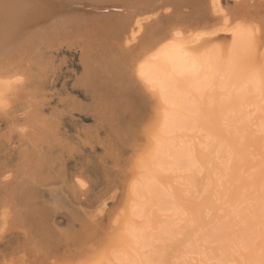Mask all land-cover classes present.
Instances as JSON below:
<instances>
[{
    "label": "rangeland",
    "instance_id": "374dc122",
    "mask_svg": "<svg viewBox=\"0 0 264 264\" xmlns=\"http://www.w3.org/2000/svg\"><path fill=\"white\" fill-rule=\"evenodd\" d=\"M192 4L186 5L187 8H191ZM236 5L233 0H226L224 4L225 12L234 13ZM246 12L248 13L247 20L255 21L261 27L264 35V0H260L256 6ZM189 15H185V17H189ZM75 34H77L76 29L67 33L70 37ZM97 39L102 43H99ZM102 39L104 40L102 41ZM257 40L259 43H256L257 50L254 54L258 55L259 58L261 55L262 58V54H264V36L259 35ZM140 41L138 38L132 42L124 56L119 52V48L115 47V42L112 43L113 41L108 39L106 42L105 37L102 38L97 34L89 39L83 37L75 41L69 39L60 45L56 44L51 49L46 48L48 51L44 50L45 52H42L43 60H21L10 72L5 73L8 75L6 81H9L6 82L7 86L4 84L0 88V264H98L97 261L100 259V262L104 264L106 258L111 256L112 244H114V241H119L117 236L115 237V234H119L118 226L126 216L125 212L129 198L128 188L131 183L129 179L133 178L137 171H135V168L137 169L141 165L143 156L147 155L144 149L147 151L148 148H146L148 142L146 138L151 130V127L150 130L148 128L154 110V101L146 95L144 89L135 82L134 75H132L133 59L136 57L134 53L142 47ZM220 42L228 43V40ZM41 51H43V48ZM247 55L248 58L245 56V59L251 64L249 66H254L257 59L250 53ZM254 59L255 61H253ZM247 62H245L246 65ZM247 114L249 115H247L248 118L246 117L247 121L249 122V119H251L249 123L246 122L247 126L244 123L245 129H243L244 132L242 131V139L240 136L239 138L234 137L238 139L236 140L238 142L234 144V148H237L236 151L238 150V152L230 159L229 168L224 169V158L227 153L215 154L213 151L209 154L212 157L217 155L216 158L213 157L214 162L211 165V167L214 166L212 168H215V164H217L216 168L211 169L209 167V171L215 170L216 173H214L215 176L212 175L216 181L209 174L212 181L214 180V186L211 183L205 187L207 185V175L205 178V174L197 175L200 182L205 178L202 186L196 176V184L199 182L197 185H200L199 187L195 184L198 189L200 188L198 191L194 190L197 189L196 187H192L191 190V186H177L178 195L181 197L179 201L188 212L185 216L187 220L185 219L178 224V233L181 231L182 233L178 234L179 238H177L178 236L175 237L177 240L173 238V241L164 240L158 243V246L164 245V247L170 243L174 245L168 246V250L165 249L166 251L163 247L156 246L157 252L152 256L155 264L160 262H163V264H174L176 262L175 264H177V260L180 263L184 262L186 264L189 262L188 264H190L192 260L184 252L186 249L183 251L182 248L189 247L192 244L194 241L191 239L192 234L196 232L197 238L193 234V239L199 240V235H202L204 231V233L208 231L204 236L212 234L220 224L221 230L225 232L221 231L222 240L224 241L220 243L213 242L214 246L211 245L212 243H208L207 245H210V247L207 245L205 247L214 252V250L218 251V245L222 244L221 246L225 248L229 249L231 247L230 251L234 253V246H237L244 238L247 239L244 241L248 244L245 249L247 250L246 254L250 252L248 254L249 259L247 260L248 256L246 258L245 252H242L241 249L239 254L234 256V260H236L233 261L234 264H257V262L258 264H264V260L262 261L264 258V249L262 248L264 246V241L262 242L264 228L261 224L258 225V223L264 221V218L255 212L256 207L260 204L258 199H262L264 191V185H262L264 183V178H262L264 177V156L260 155L259 157L254 145L255 151L250 153L253 149L252 144L249 145L246 139L247 135L252 137L249 131L252 128L251 123L254 122L256 114H252V112ZM221 134L226 139L231 136V133L226 134L224 130L221 131ZM229 138L227 141H229ZM220 154L222 157H218ZM137 158L141 160L140 163ZM217 158L222 162H218ZM220 158L222 159L220 160ZM243 160L245 164L242 163ZM257 161L260 162V165ZM42 163L45 165L43 166ZM219 164L222 165V168ZM233 164L235 168L232 167ZM220 168L223 170V176L220 175L217 180V173L221 170ZM249 170L250 172L253 171L254 174L251 172L252 175ZM210 172L212 174V171ZM259 172L262 173L259 174ZM233 173L242 177L244 183L242 184L238 176L236 177ZM202 175L203 178L200 179ZM251 175L254 180L250 179ZM41 176L42 179L45 177L44 183H42L43 181L35 182L34 178ZM128 181L129 185H127ZM245 182L247 183L245 184ZM223 185L227 186L224 187ZM236 186L238 190L235 189ZM221 188L222 190H220ZM215 190L216 192L220 191L216 193ZM182 191H184V195ZM210 191L212 192L211 195H209ZM251 191L255 193H250ZM252 194L259 195L257 197V195L252 196ZM228 196L229 199L226 198ZM225 199L228 201H225ZM218 201L222 204V207ZM238 205H242L241 210L235 213ZM245 207L251 208L248 211L242 210ZM204 209L213 210H206V213ZM201 210H204V213ZM219 215L220 217L226 215V218H219ZM188 216L190 219L193 217L194 222L190 221L195 223L193 225L201 227H198L200 230L196 228L199 231H196L192 224L193 227L189 226ZM248 216H250V219L252 217V222L247 218ZM228 217L231 219V223H229ZM245 218L249 221H246ZM210 219L215 221H210ZM205 221H208V225ZM187 222L189 228L185 226L187 224H183ZM224 222L226 224L228 222V224L225 225ZM232 222H235L234 225ZM246 222L250 223L247 224ZM250 224L254 226L252 227ZM185 227L188 229H185ZM190 229H195V232ZM186 230H190L189 233ZM258 230L261 234L263 233L262 237L260 234L258 235ZM262 230L263 232H261ZM200 231L203 232L200 233ZM255 231H257V234ZM250 234L251 236H249ZM258 237H261V241ZM179 240L181 242H177ZM183 241L189 243V245L184 244ZM250 246L255 251L250 249ZM171 247H173L172 251H170ZM212 248L215 249L212 250ZM260 248L262 253H258ZM245 249L243 251H246ZM159 250L161 259H159V255L157 256ZM167 251L168 253L165 254L168 255L161 254ZM173 251L176 253H173ZM193 255L195 254H192L194 261L199 260L200 262L201 257L203 258L200 255H197V258L195 255L196 258L194 259ZM173 256L176 259H173ZM178 256H181V258ZM259 256L262 259L257 258ZM165 257L168 259H163ZM250 258L253 261H250ZM255 259L257 260L254 261ZM196 261L195 263H199ZM100 262L99 264H101ZM201 262L203 264L205 258ZM230 263L233 264L232 261ZM204 264L209 263L205 262Z\"/></svg>",
    "mask_w": 264,
    "mask_h": 264
},
{
    "label": "bare ground",
    "instance_id": "6f19581e",
    "mask_svg": "<svg viewBox=\"0 0 264 264\" xmlns=\"http://www.w3.org/2000/svg\"><path fill=\"white\" fill-rule=\"evenodd\" d=\"M49 1L53 5L51 8L47 7ZM233 1L237 4L236 9L234 13L229 14L225 12L224 8L226 0H115L116 4H118L116 7L118 8H111L112 11H110V8H106L108 6L104 5H109V3L115 4L113 0H0V88H2L4 84L7 86L6 82L9 81H6V76L8 75L5 73L10 72L21 60L41 61L43 60L42 52H45L47 50L46 48L51 49L56 44L60 45L62 42H67L69 39H73V41L82 37L89 39L97 34L102 38L105 37L106 42L107 39L113 41L112 43L115 42V47H117V49L119 48V52L124 54V56L132 42L138 38L139 41L141 40V49L134 53L136 57L133 59L134 68L132 70V75H134L133 78L135 82L140 85L146 92V95L151 97L154 101V110L148 128L150 130L151 127V130L146 138V140L148 139L146 148H148L147 151L144 149L147 155L145 154L146 156L144 155L143 159L140 156L143 162L137 158V160L139 159V163L141 161V165L139 166V164H137L139 167L137 169L135 168V171L137 170L135 175H132L133 178L131 177L129 179L131 182L130 185L129 181L127 184L129 185V198L127 201V209L125 208L126 212L124 211L126 216L121 220L118 226L119 234H115V237L117 236L119 241L117 238L116 240L118 242L113 240L114 244H112V248L110 249L111 256L106 255L109 256V258H106L104 264H155V260L152 259V256L157 252L156 246H158V243L164 240L173 241V238L175 239L178 234L182 233V231L178 233V224L185 219L187 220L185 216H187L188 212L179 201L181 197L178 195L177 186H191V190L192 187H200V185H197L200 182L197 175L201 174H205V178L207 175V185H205V187L209 186L211 183V185L214 186L213 182L214 180L216 181V179H214L212 175H214L215 170H210L212 171L211 174L209 167H211L212 162H214L213 157L215 155L212 157V155L209 154L213 151L215 154L227 153V157L225 155L224 158V169L227 170L229 168L230 159L238 152V150L236 151L237 148H234V144L238 142L236 141L238 139L234 137L236 136L239 138L240 136L242 139L243 129H245L244 123L246 125V122H248L247 118L249 115L247 113L249 112L256 114V118L253 116L255 120L253 119L254 122L251 123L252 128H250L251 130L249 131L252 137L247 135L246 140L249 145L252 144V148L253 145L255 146V150L256 152L258 151L259 157L260 155L264 156V140H262L264 139V54H262V58L261 55L259 58L258 55L254 54L257 50L256 43H259L257 40L258 36L264 35L262 34L261 27L255 21L247 20L246 16L248 13H245L248 9L256 6L260 0ZM120 4L123 6H119ZM188 4H192L191 8H187L188 6L186 5ZM107 11L110 12L107 13ZM185 15H189V17H185ZM74 29H76L77 34L73 37L68 36L67 33ZM99 40L101 39L99 38ZM103 40L104 39H102V41ZM225 40H228V43L220 42ZM99 43L102 42L99 41ZM42 48L43 51H41ZM249 53L257 59L255 65L252 67H250L251 64L248 63L249 61L247 62L245 59V56ZM255 59L253 61H255ZM245 62L248 64L246 65ZM2 74L5 75L1 76ZM222 130H224L226 134L231 133L230 138L228 136L229 141H227L228 138L226 139L222 136ZM255 150L253 148L250 153H253ZM220 155L218 157H222V155ZM216 157L217 155L214 158ZM221 159L222 158H220V160ZM217 161L220 162L219 158H217ZM243 162L244 160L242 163ZM254 162L256 163V161ZM42 164L43 166L45 165L44 163ZM216 165L217 164H215V168ZM219 166L221 167L222 165L219 164ZM212 167L211 169H215ZM232 167L235 168L234 164ZM260 169L262 170V168ZM234 170L236 171V169ZM222 172L223 170L221 169L219 173H217V180L220 175L223 176ZM251 172L253 173V171ZM261 173L259 172V174ZM209 174L214 179L213 181ZM233 174L235 175V173ZM252 175L250 179H253ZM196 176L199 181L197 184ZM27 178H29V176H27ZM44 178L42 179L41 176L34 178V180L39 183L43 181ZM202 178L203 175L200 179ZM205 178L202 179L203 181L201 180V186ZM238 179L242 184L244 183L242 177L238 176ZM247 182H245V184ZM42 183H44V181ZM262 185H264V183ZM237 188L236 186L235 189ZM199 189L197 188L194 190L198 191ZM212 189L214 188L212 187ZM220 190H222V188ZM210 192L209 195L212 194V192ZM183 193L184 191H182V194ZM250 193L255 192L251 191ZM253 195H257L258 197L259 194H252V196ZM235 196H237L236 193ZM188 197H190V195H188ZM226 198L229 199V196ZM227 199H225V201H228ZM212 201H214L213 198ZM258 201L260 204L256 207L255 212L257 214L259 213V215L264 218V191L262 199H258ZM241 206L242 205H238L237 209H235V213L241 210ZM216 207H218V205H216ZM249 209L245 207L242 210L248 211ZM204 210L201 211L206 212L208 209ZM211 210L213 209L208 211ZM125 213H123V215H125ZM225 216L226 215L220 217L219 215V218ZM247 218L250 219V216ZM214 219H210V221ZM248 219H246V221H249ZM251 219L250 222H252ZM188 220L190 224L188 222L183 223L187 224L185 226H188V224L189 226L195 224L192 223L194 222L193 217ZM228 221L231 223L229 217ZM250 222L246 223L249 224ZM207 223L208 221L206 224ZM233 223L235 222H232V224ZM224 224L227 225L228 222L227 224L224 222ZM260 224L264 228V221L258 223V225ZM193 226L195 229L199 227L198 225ZM230 226L232 227L231 224ZM251 226L253 227L254 225ZM209 227L211 228V223ZM188 228L185 227V229ZM218 228L212 234L205 236L204 234L208 233V231L206 233H204L205 231H200V233L203 232V237L198 234L199 240L196 239L197 234L194 231L195 229H190L195 232V234H193L194 237L196 236V240L193 239L192 234L191 239L194 240L192 244L189 245V243L187 244L183 241V243L189 245V247L185 246V248H182L183 251L186 249L184 252L191 258H189L192 260L190 264H194L196 261L193 260L192 254L196 256L200 255V257L203 256L205 262L209 264H227L228 262V264H231V261L234 264L233 261H236L234 260L235 254L237 256L241 249L242 252H245V254L247 253L245 248L248 247V244L244 241L247 239L244 238L237 246L232 245L234 246V253L230 251L231 247L228 249L221 246L222 244L218 245L219 250H216L217 252L214 250L215 248H212L214 252H211V249L208 248L210 247V245H207L208 243H212L211 245H213V242L220 243L224 241L222 240V228ZM198 229H196V231L200 230ZM188 231L187 233H189ZM222 232L225 233L224 231ZM252 232L254 233V231ZM255 232L257 234V231ZM261 232H263V230ZM187 233L186 235L188 237ZM259 234L262 237L263 233L261 234L259 232L258 235ZM249 236H251V234ZM179 237L180 236L177 238ZM261 237H258L260 241ZM263 241L264 238L262 242ZM177 242L181 241L179 240ZM257 242H259V240H257ZM262 242L261 244L263 245ZM170 244H167L166 247H164V245L160 246L163 247L164 250H168V246L174 245ZM180 245L182 244L180 243ZM206 245L208 247H205ZM160 246L158 247L160 248ZM254 246H256L255 243ZM204 247L206 251L208 250L207 252ZM172 248L173 247H171V249L169 248L170 251H172ZM249 248L252 249L251 246ZM262 248L264 249V246ZM243 249L246 251H243ZM160 250L162 251L163 249ZM160 250L157 256L160 254ZM175 251H173V253ZM177 251L178 253L180 252L179 250ZM259 251L258 253H262L261 248ZM165 253H168V251L161 254L164 256L168 255ZM254 253L257 254V252ZM248 254H250V252ZM248 254L245 255L246 258L248 256L247 260L249 259ZM195 255H193L194 259L196 258ZM158 257H160L159 259L162 258L160 255ZM178 257L181 258V256ZM203 258L201 257V260H203ZM251 258L250 261H253ZM257 258H260V256ZM163 259L168 258L165 257ZM173 259H176V257ZM184 259L188 260L185 257ZM100 260L97 261L98 264ZM256 260L257 259L254 261ZM263 260L264 258L262 261ZM196 262H199V260ZM200 262L195 264H200ZM205 262H203V264ZM161 263L163 264V262L159 264ZM181 263L177 260V264ZM188 263L189 262L186 264ZM182 264L185 263L183 262Z\"/></svg>",
    "mask_w": 264,
    "mask_h": 264
},
{
    "label": "water",
    "instance_id": "95a60500",
    "mask_svg": "<svg viewBox=\"0 0 264 264\" xmlns=\"http://www.w3.org/2000/svg\"><path fill=\"white\" fill-rule=\"evenodd\" d=\"M98 1H103V0H98ZM113 1L115 2V0H113ZM48 3H49L50 5L48 4L47 7L51 8V7L53 6L52 3H50V1H49ZM117 5H118V4H116V2H115V4H112V3L110 4V3H109V5L107 4V5H104V6H108V7H106V8H110V11H112L111 8H112V9H114V8H118V7H116ZM119 6H123V5L120 4ZM49 10H50V9H49ZM106 10H108V9H106ZM110 11H107V13L110 12ZM106 24H108V23H106Z\"/></svg>",
    "mask_w": 264,
    "mask_h": 264
}]
</instances>
